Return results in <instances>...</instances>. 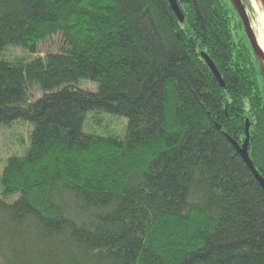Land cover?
<instances>
[{
	"label": "trees",
	"instance_id": "1",
	"mask_svg": "<svg viewBox=\"0 0 264 264\" xmlns=\"http://www.w3.org/2000/svg\"><path fill=\"white\" fill-rule=\"evenodd\" d=\"M176 1L182 21L168 0H0V51L30 52L0 60V127L32 126L0 173V264H264V191L229 141L248 120L264 179V68L231 0ZM90 112L124 135L85 133Z\"/></svg>",
	"mask_w": 264,
	"mask_h": 264
},
{
	"label": "rangeland",
	"instance_id": "2",
	"mask_svg": "<svg viewBox=\"0 0 264 264\" xmlns=\"http://www.w3.org/2000/svg\"><path fill=\"white\" fill-rule=\"evenodd\" d=\"M244 2V6L246 8L252 30L255 34L253 25L256 18L252 11L251 0H244ZM234 16L235 18H237L235 14ZM241 27L235 20L233 23V34L236 39L244 41L243 36L245 35L246 37V34L242 22ZM60 44L61 38L59 35H55L49 39H46L37 45L36 55L43 56L47 53H58ZM16 58L28 59L30 58V52L24 48L12 46L6 47L2 51H0V60H14ZM260 63L264 68V63L262 61H260ZM258 68L261 69L262 67ZM82 84H85L83 89H93V86H95L94 91L96 90L97 85L94 83L83 81ZM31 94L32 100L38 99L42 95V93L38 89H34ZM126 125L127 120L125 118L109 115L103 112H90L84 118L83 131L87 134H94L102 137L122 136L125 133ZM31 129L32 126L25 121H16L9 127H0V173L9 156L22 155L24 151H26L30 143L29 135ZM16 197L17 195L7 198L6 200L10 202Z\"/></svg>",
	"mask_w": 264,
	"mask_h": 264
},
{
	"label": "water",
	"instance_id": "3",
	"mask_svg": "<svg viewBox=\"0 0 264 264\" xmlns=\"http://www.w3.org/2000/svg\"><path fill=\"white\" fill-rule=\"evenodd\" d=\"M168 1L170 4V7H171L172 11L174 12V14L176 15L177 19L179 21H182L183 20V14L181 12L180 7L178 6L177 1L176 0H168ZM231 1L235 7V10H236L241 22H242L246 37L250 43V46H251L254 54L258 58L259 63H260V59H262V61L264 63V55L260 51L259 47L257 46V43L255 41V34L252 30L250 20H249V17L247 15V12H246V8H245L242 0H231ZM201 56H202L205 64L208 66L209 70L211 71V73L217 79L220 86L224 87L225 84L221 78L219 71L217 70L215 64L213 63V61L205 53H202ZM260 66L263 68L261 63H260ZM249 136H250V134H249V121L247 120L246 125H245V140H244L243 144L239 145L237 142H235L233 139H230V138H229V141L231 142V145L234 147L236 153L239 155V157L242 159V161L248 167L249 171L252 173V175L254 176V178L256 179V181L259 183V185L261 186V188L264 191V179L261 177L259 172L253 166V163L250 160V157L248 154Z\"/></svg>",
	"mask_w": 264,
	"mask_h": 264
},
{
	"label": "bare ground",
	"instance_id": "4",
	"mask_svg": "<svg viewBox=\"0 0 264 264\" xmlns=\"http://www.w3.org/2000/svg\"><path fill=\"white\" fill-rule=\"evenodd\" d=\"M252 11L256 18L253 25L255 41L264 55V0H251ZM262 61V59H260ZM263 62V61H262Z\"/></svg>",
	"mask_w": 264,
	"mask_h": 264
}]
</instances>
